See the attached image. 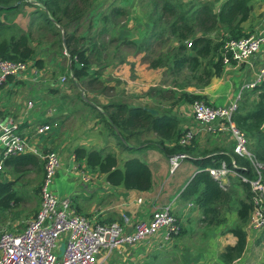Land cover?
<instances>
[{
	"label": "crops",
	"instance_id": "crops-1",
	"mask_svg": "<svg viewBox=\"0 0 264 264\" xmlns=\"http://www.w3.org/2000/svg\"><path fill=\"white\" fill-rule=\"evenodd\" d=\"M116 1L128 10L127 17L117 29V36L139 42L147 38L150 26L145 15L146 2ZM222 1L216 4L217 10ZM251 3L253 8L249 19L243 23L244 31L250 35L264 36V0H252ZM15 22L19 24L20 18ZM20 26L25 27L24 24ZM105 41L109 47L100 58L95 59L91 68L93 72L101 68V83L93 88L67 84L72 76L69 69L70 55L66 51L67 55L64 56L61 53H42L38 56L44 60L42 67L29 62L31 67L28 70L19 76H10L2 85L0 114L5 119L18 122L20 132L28 139L27 152L37 154L42 160L46 152H58L61 158L59 174L63 175L62 185H59L63 194L61 196L70 197L73 210L92 222L125 224L127 218L126 226L130 230L137 220L150 218L156 209L172 204L182 227L179 234L169 236L160 232L144 242L122 244L111 251L104 250L99 255V264H225L221 254L237 240L226 230L240 222L238 208L240 202L246 199L242 180L239 176H228L226 186L232 193L228 205L231 209H225L224 216H220L224 223L209 225L204 221L205 216L195 197L182 194L201 169L195 162L196 158L201 157L191 154L190 158H186L189 161L183 162L172 172L171 156L157 148L142 147L131 152L116 147L117 139L98 116V113L110 112L115 103L152 108L157 110L156 114L159 107L173 108V113L181 119L184 128L195 125L196 121L193 103L178 102V92L182 90L173 86L172 78L164 75L163 69L149 68L144 60L146 52H136L132 47L117 48V41L109 42L108 37ZM166 44L164 50L161 47L164 52L178 42L172 37ZM222 54L225 56L223 50ZM122 57L124 61L120 60ZM224 64L222 73L213 77L207 85L187 86L185 91L203 95L204 100L213 105L239 102L243 92L251 90L247 85L256 80L264 66V43L261 50L245 62L229 59ZM163 77L167 83L161 85ZM154 86L165 89L173 86L177 93L174 99L166 101L156 92L149 93V89ZM45 124L51 129L38 133L37 127ZM150 137L156 138V135L151 133ZM194 140L192 147L195 154L206 150L234 153L231 133L220 131L218 123L213 124L211 130L202 127ZM78 147L114 149L119 167H123L124 161L132 157L146 161L152 171V187L147 191H139L127 189L122 184L114 185L108 180L107 173L88 166L85 160L76 159L75 150ZM5 160L4 148L0 145V162H3L0 173L13 179L14 173L5 166ZM15 228L11 230L21 231ZM244 228L248 234L247 245L243 255L232 264H264V229L251 227L249 221ZM64 244L65 240H59L55 252L61 254Z\"/></svg>",
	"mask_w": 264,
	"mask_h": 264
},
{
	"label": "trees",
	"instance_id": "trees-1",
	"mask_svg": "<svg viewBox=\"0 0 264 264\" xmlns=\"http://www.w3.org/2000/svg\"><path fill=\"white\" fill-rule=\"evenodd\" d=\"M102 1L0 0V17L5 18L0 19V59L33 62L34 66H43L44 60L38 57L33 32L15 22L17 14L24 13L26 6H31L35 8L31 13L34 21L38 24L40 21L37 19L40 18L43 21L40 26L49 27L54 37L51 45L58 46L63 54L66 51L70 55L71 84L93 88L101 83V68L94 72L91 68L95 59L100 58L109 47V43L105 41L108 37L109 42L117 41V48L132 47L136 52H146L144 60L148 61L149 68L163 69L164 75L172 78L173 86L182 90L178 92V102L192 104L204 99V96L187 92L185 88L205 86L213 77L219 76L224 69L225 60L231 58L229 53L225 56L222 54L224 43L232 38L250 35L244 31L243 23L251 15L252 0H224L218 10L216 4L221 0H143L147 3L144 7L150 28L147 38L140 42L117 36L121 21L128 15L127 8L119 5L116 0L102 8ZM172 37L178 44L170 46L165 52L164 49L160 50L155 55L157 43L161 47L166 46ZM189 42L192 43L191 46L188 45ZM120 60L124 61V58ZM163 83H167L165 77L161 85ZM173 86L168 89L154 86L149 89V93L156 92L162 99L170 101L177 93ZM158 111V114H154L143 106L115 103L110 112L98 113V116L123 150L132 152L142 147H151L169 156L184 153L187 158L191 154L201 157L195 160L201 169L182 194L195 197L207 224L218 226L224 223L220 216H224L225 209H231L228 205L232 193L211 175L208 168L219 167L225 161L240 174L254 178L251 160L234 153H213L214 151L209 150L195 154L193 142L186 146L179 144L184 126L181 119L173 113V108L159 107ZM233 119L247 134L254 159L264 164V79L255 88L243 92ZM151 133L156 138H151ZM170 142L175 144L170 145ZM75 156L77 160H85L88 166L107 173L108 180L114 185L122 184L127 189L139 191H147L152 187L151 168L139 158L126 159L123 167H119L114 149L78 147ZM5 166L12 170L15 177L10 179L0 173V219L23 200L17 186L19 179L32 171V167H41L45 174L44 161L31 152L6 158ZM241 183L246 190V199L240 202L238 208L240 222L226 230L237 240L221 254L225 264H232L240 258L247 245L248 234L244 225L250 219L252 191L248 182Z\"/></svg>",
	"mask_w": 264,
	"mask_h": 264
},
{
	"label": "built area",
	"instance_id": "built-area-1",
	"mask_svg": "<svg viewBox=\"0 0 264 264\" xmlns=\"http://www.w3.org/2000/svg\"><path fill=\"white\" fill-rule=\"evenodd\" d=\"M264 43L263 35L251 34L241 38L227 40L222 50L230 54L232 60L245 62L258 53ZM191 42L188 43L191 46ZM229 60V59H226ZM31 63L24 61L0 59V92L2 85L10 76H19L28 70ZM66 78L64 77L63 80ZM264 79V66L253 82L247 85L253 89ZM239 102L229 105H213L197 100L192 104L195 125L184 128L179 144L186 146L200 133L201 128L207 130L218 123L220 131H229L234 139V153L251 160L255 177L249 178L240 174L225 161L219 167L209 168L213 177L226 185L229 175L239 176L248 182L252 191V210L249 224L255 229H264V164L254 159L249 149L247 134L237 126L233 117ZM47 124L37 127L38 133L50 130ZM0 145L4 148V158L27 152L28 139L20 132L15 119H5L0 114ZM45 174L41 186V207L36 215L29 219L21 231L0 229V264H99V255L111 251L122 244L140 243L151 236L164 232L177 235L181 232V224L173 212L172 204L156 209L150 218L137 220L132 231L125 224L111 222L98 224L89 218L77 214L72 208L70 197L58 196L50 190V184L61 168V158L57 151L50 150L42 156ZM187 158L184 153L171 156V171L179 168ZM233 166L236 165L235 159ZM3 162H0V170ZM65 240L62 253L55 252L59 240Z\"/></svg>",
	"mask_w": 264,
	"mask_h": 264
},
{
	"label": "rangeland",
	"instance_id": "rangeland-1",
	"mask_svg": "<svg viewBox=\"0 0 264 264\" xmlns=\"http://www.w3.org/2000/svg\"><path fill=\"white\" fill-rule=\"evenodd\" d=\"M111 2L112 0H103L101 2L103 3L102 8H106ZM33 10H35L34 7L26 6L25 12L17 14L15 20L17 18H20L19 25L24 24L25 30H29L33 32L34 38L36 40L35 44H37V50L39 51V54L42 53L47 54V51L52 52L55 50L56 54L61 53L63 55L62 51L58 49V46L51 45L52 41L54 40V37L49 31V27L40 26L41 24H43V23L40 24V22H43L42 19L38 18L37 20L40 22L37 21L38 22L37 24L34 21L35 19L31 17V13L33 12ZM0 19L4 20L5 18L4 16H1ZM32 21H34L33 25L31 24ZM157 44L158 45L155 47L156 52L149 51V53L154 52L155 55L159 53V51L162 49L161 48L162 45H160L159 43ZM166 46H163V49ZM154 54H151V56ZM47 56L50 55L48 54ZM146 62L148 63L147 60ZM69 83L71 82L68 81L67 84ZM115 145L116 147L119 146V144L117 143ZM120 157H123V155H121ZM187 161L189 160L184 159L181 162V164ZM43 178H44V171H42L41 167H34V168L32 167V171L28 172V174L23 175L19 179L17 186H18L19 194L20 196H22L23 200L19 204H17L16 207L12 208V210L8 214L2 216V218L0 219V229H11L16 226L17 228L15 229L22 230L25 227L26 222L36 215L42 203L40 188L42 185ZM62 178L63 175L58 173L54 177L53 182L50 184V190H52L58 196L63 195L62 189L59 188V185H62L61 182Z\"/></svg>",
	"mask_w": 264,
	"mask_h": 264
},
{
	"label": "water",
	"instance_id": "water-1",
	"mask_svg": "<svg viewBox=\"0 0 264 264\" xmlns=\"http://www.w3.org/2000/svg\"><path fill=\"white\" fill-rule=\"evenodd\" d=\"M64 44H66V43H65V40H64ZM148 110H149L150 112L154 113V114L157 113V110H155V109L148 108ZM129 231H132V229H130Z\"/></svg>",
	"mask_w": 264,
	"mask_h": 264
}]
</instances>
